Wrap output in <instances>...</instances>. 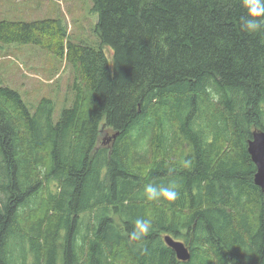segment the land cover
Returning <instances> with one entry per match:
<instances>
[{
  "label": "trees",
  "instance_id": "1",
  "mask_svg": "<svg viewBox=\"0 0 264 264\" xmlns=\"http://www.w3.org/2000/svg\"><path fill=\"white\" fill-rule=\"evenodd\" d=\"M92 1L112 67L60 20L0 21V43L38 46L74 73L55 122L50 100L31 114L0 84V264H264L247 153L264 131V32L242 28L243 0ZM173 179L175 201L144 197ZM141 217L153 230L133 241Z\"/></svg>",
  "mask_w": 264,
  "mask_h": 264
},
{
  "label": "rangeland",
  "instance_id": "2",
  "mask_svg": "<svg viewBox=\"0 0 264 264\" xmlns=\"http://www.w3.org/2000/svg\"><path fill=\"white\" fill-rule=\"evenodd\" d=\"M44 19L60 20L66 25L68 40L102 49L112 67L113 50L102 45L96 33L98 15L93 10L92 0H0V21ZM73 82L74 73L65 58L32 44L0 43V84L18 92L31 114L45 98L53 104L52 119L55 122L62 110L69 108L74 101ZM169 163L181 166L178 159ZM83 214L87 219L89 213ZM89 218L88 223L92 224L93 220Z\"/></svg>",
  "mask_w": 264,
  "mask_h": 264
},
{
  "label": "clouds",
  "instance_id": "3",
  "mask_svg": "<svg viewBox=\"0 0 264 264\" xmlns=\"http://www.w3.org/2000/svg\"><path fill=\"white\" fill-rule=\"evenodd\" d=\"M246 14L242 17V28L250 35L264 32V0H243ZM213 100L218 101L219 96L213 94ZM188 162H185L187 167ZM180 184L177 180H170L167 184L150 182L143 189L144 197L149 201L163 202L175 201L179 195ZM153 230V221L150 218H137L134 221L130 239L133 241H143Z\"/></svg>",
  "mask_w": 264,
  "mask_h": 264
},
{
  "label": "water",
  "instance_id": "4",
  "mask_svg": "<svg viewBox=\"0 0 264 264\" xmlns=\"http://www.w3.org/2000/svg\"><path fill=\"white\" fill-rule=\"evenodd\" d=\"M113 137L115 138V135ZM247 153L255 165L253 182L264 192V131L256 129L252 132L251 139L247 143ZM163 240L179 261L186 262L190 259V251L182 241L175 240L170 235H165Z\"/></svg>",
  "mask_w": 264,
  "mask_h": 264
},
{
  "label": "flooded vegetation",
  "instance_id": "5",
  "mask_svg": "<svg viewBox=\"0 0 264 264\" xmlns=\"http://www.w3.org/2000/svg\"><path fill=\"white\" fill-rule=\"evenodd\" d=\"M105 141H106V142H104V143H108V142H109V139H105Z\"/></svg>",
  "mask_w": 264,
  "mask_h": 264
},
{
  "label": "bare ground",
  "instance_id": "6",
  "mask_svg": "<svg viewBox=\"0 0 264 264\" xmlns=\"http://www.w3.org/2000/svg\"><path fill=\"white\" fill-rule=\"evenodd\" d=\"M253 163V162H252Z\"/></svg>",
  "mask_w": 264,
  "mask_h": 264
}]
</instances>
